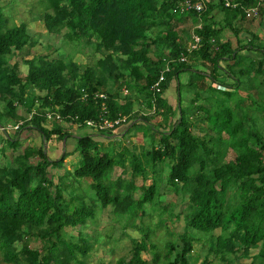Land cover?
I'll use <instances>...</instances> for the list:
<instances>
[{
  "label": "trees",
  "instance_id": "obj_1",
  "mask_svg": "<svg viewBox=\"0 0 264 264\" xmlns=\"http://www.w3.org/2000/svg\"><path fill=\"white\" fill-rule=\"evenodd\" d=\"M178 1L44 0L43 18L50 32L61 33L66 28V41L96 40L97 47L104 49L95 66L85 67L73 58H49L45 54L25 58L37 42L26 22H13L0 4V101L4 104L0 108V127L25 119L16 131L35 130L44 140L40 145L28 144L16 156V165L0 167V264H91L97 234L86 235L80 230L76 236H68L65 228L88 227V220L97 217L96 210L87 203V196L66 191L71 184L65 181V172L57 174V181L54 179L51 168L61 167L69 150L51 158L45 141L53 133L68 141L72 134L63 123L85 126L87 119L98 120L103 102L110 109V118L129 115L128 123L137 114L140 116L141 112L133 114V102L140 96L145 99L146 109L161 114L168 122L164 130L139 127L146 136L149 130H155L157 138L144 157L150 158L152 166L171 160L169 181L182 183L189 204L178 213L180 216L185 212L178 240L169 237L172 239L165 243V253L160 252L150 233H144L132 244L131 256L120 257L117 264H197L199 259L193 255L197 244L208 248L200 264H208L211 255L220 257L224 264H255L260 258L264 261V129L255 126V119L246 124L254 118L250 110L258 104L255 97L260 78L264 77V34L252 32L259 23L256 20H264V0H231L239 4L237 7L226 6L224 0H210L201 14L203 25L195 28L201 46L192 52L177 27L187 17L199 14L174 12ZM258 4L260 16L247 18L244 7ZM216 8L224 14L222 20L215 19ZM238 20L255 23L246 30V42L240 38V46L234 47L230 39L222 37L226 28L239 37ZM244 49L254 54H245ZM182 53L189 59L194 57V62L180 61ZM18 55L28 65L25 80L14 67L16 63L10 65L8 61V56ZM200 64L210 72L195 70L198 76L209 74L214 82L227 88L213 87L223 93V97L216 98L214 108L196 104V97L189 101L188 106L195 105V111H205L197 122L182 105V89L190 83H181L180 74ZM167 66L170 68L165 71ZM164 71L162 91L156 93L153 85ZM219 76L222 81H218ZM174 80L178 101L171 104L164 93ZM110 81L117 86L115 91L108 86ZM31 87L40 92H29ZM83 89L92 94L106 93L107 98L84 99ZM238 94L240 98L235 97ZM223 104L228 105L221 109ZM21 107L26 114L19 112ZM33 110L36 113L27 119ZM47 110L59 113L63 120L54 117L49 121ZM141 117L147 120L149 116ZM82 131L74 137L78 147L73 151L80 154L74 179L89 178L101 208L112 206L113 214L119 217H140V226L145 227L143 206L157 195L155 177L147 187L142 182V192L136 197L139 187L134 176L128 179L120 173L113 180L110 175L115 168L125 169L127 156L132 172L145 174L141 156L128 148L110 155L101 149L96 136ZM4 138L10 140V146L20 141L17 137ZM230 151L235 152L232 159H228ZM154 212L156 209L149 217ZM168 233L175 235L172 228ZM32 240H39L41 247L33 248ZM253 247L259 251L250 262L232 260L235 255L248 256ZM148 250L150 260L142 256Z\"/></svg>",
  "mask_w": 264,
  "mask_h": 264
},
{
  "label": "rangeland",
  "instance_id": "obj_2",
  "mask_svg": "<svg viewBox=\"0 0 264 264\" xmlns=\"http://www.w3.org/2000/svg\"><path fill=\"white\" fill-rule=\"evenodd\" d=\"M44 0H0V4L5 6V12L9 15H11L13 22L19 24L20 22H26L28 25L29 30L32 33V38L34 41L37 42L34 48H32V54L27 55L25 58L30 59L33 58V56H37L40 54L48 55L49 58H73L77 60L83 67L85 66H95L97 64V61L99 58H101L104 54V49L101 50L97 47L96 40H93L91 42H87L85 40L81 42H70L66 41V38L64 37V33L66 32V28L61 33H55L50 32L48 28L45 26L44 22V10L43 8ZM187 20H185L183 23H181L177 29L180 33V35L185 38L187 41V44H189L192 32L194 31V24L192 23H186ZM246 24L249 28L255 23L247 24V21L243 22ZM257 31L258 33L264 34V20L262 22H259L257 25ZM243 40V42H246V40L249 38H243L240 37ZM254 54V52H252ZM194 57L189 59V62H194ZM8 61L10 65H13L16 63V70L21 77L22 80H25L28 73V65L25 64L23 59L18 56H8ZM224 64V63H222ZM195 70H202L205 72H210L209 68L203 66V65H196L192 66L191 69L185 70L180 74V81L183 84L190 83L189 86H185L182 90V105L184 107V110L188 116H192L193 120L200 122L203 115H205V111H195L196 106H188V103L190 100H193L195 97L197 98L198 105H201L203 107H211L214 108L216 98L223 94L222 92L218 91L215 88H218L219 86H223L217 82H214L209 74H207L204 78L201 76H198L195 73ZM261 79V85L258 88V97L255 98L258 101V104H254V108L250 110L251 116H253V119H250L249 121H246L247 126L249 124L253 123L256 127H258L260 130L264 129V110L262 105L264 104V77ZM222 81V78L219 76V80ZM176 84V80H174V83ZM108 86L112 91L116 90V85L113 81L108 82ZM124 86V85H123ZM174 86V85H173ZM203 87V88H199ZM223 89H226L227 87L223 86ZM173 98L172 101L174 104L178 101V93L175 90V87H173ZM220 88V87H219ZM222 89V88H221ZM33 91L35 93L40 92V90L30 88L29 92ZM123 95H126L124 92V87L122 88ZM131 92V91H130ZM129 92V93H130ZM135 92L137 90L135 89ZM128 93V92H127ZM138 95V93H135ZM242 94V93H241ZM244 95V94H243ZM251 97H253V94H250ZM220 97H223L222 95ZM236 98H240L241 95L238 94L235 96ZM243 98V97H242ZM141 99V100H140ZM245 99V98H244ZM233 106L235 104V101H231ZM0 105H4L3 102L0 101ZM228 105V104H226ZM226 105L224 104L221 106V109L226 108ZM260 108H258V106ZM146 103L145 99L141 96L134 100L133 102V108L134 110L137 109V113L141 112L142 108H145ZM214 106V107H213ZM195 107V108H194ZM198 108V106H197ZM216 110V108H215ZM34 111V110H33ZM249 111V110H248ZM213 114H215L213 112ZM154 115V114H152ZM142 116V113H140V117ZM149 116V115H147ZM179 114H177L176 119L178 118ZM155 117H158V114L155 113ZM52 120V119H49ZM192 121V119H191ZM146 124V123H145ZM145 129L148 131V126L151 125H145ZM64 129L67 130L69 133H76L79 134V130L81 127H74L75 124L69 123H63ZM147 126V127H146ZM204 126V125H202ZM154 128V127H153ZM27 128L23 129L21 132H23L22 137L17 134V138L20 139L18 144L16 146H9L10 140H5V142H0V148L2 146H6V155H3L2 149L0 150V161L1 164H5L7 166H14L16 165V156L21 154L23 150L26 148L27 143L30 141L31 145H38L40 141L43 143L41 137H38L37 133H33V130L26 131ZM71 130V131H69ZM2 131V130H0ZM12 130L9 131V134H11ZM25 134H28L29 136H24ZM195 132H200L197 128L194 129ZM5 133L4 131H2ZM11 132V133H10ZM15 132V131H13ZM18 132V131H16ZM83 132V131H82ZM203 132V131H202ZM149 135L146 136V147L148 149H151L154 144L157 143V138L154 137L155 130H149ZM201 133V132H200ZM13 136V135H12ZM31 137V138H29ZM71 138V136H69ZM153 138V140H152ZM25 139V140H24ZM29 139V141L27 140ZM62 140L60 138L56 137V139L49 141L45 144L46 148L52 149L54 146L59 145ZM154 142V143H153ZM153 143V144H152ZM74 145L76 147L77 144L74 142ZM109 146V147H107ZM50 147V148H49ZM106 149L110 155H113L114 147L112 145H107L106 142H104L103 146L101 145V149ZM50 149V150H51ZM61 149L58 153L53 152L55 155H50L51 158H58L63 153ZM77 152L70 149L68 151L69 155L65 159L64 164L61 167H54L51 168V172L54 173L55 177L54 179L57 181V174L61 173L65 174V181L67 183H70L71 186L68 187L66 190L67 192H74L76 195H85L87 203L90 205L91 208H95L96 215L95 218L88 220V227L83 226H67L65 228L66 233L68 236H76L77 233L80 230H83V232L86 235L90 234H97V238L95 239V246L94 249L91 251L92 256L90 257L91 264H98V263H104V264H117V261L120 257L125 256L129 257L131 256L132 252V244L134 245L136 240L141 239V234L144 233H150L152 235V239L156 242L158 249L161 253H165V243L173 237L178 240V232L182 231V227L184 226V218H185V212L178 216V213L182 210H185V208L188 206V195L187 193L183 192L182 189V183L180 182H170L169 181V171L171 168V160L170 159H164L162 161H159L155 165H151L152 161L150 158H144L143 161H141V164L143 166V169L145 168L146 172L144 173H136L132 172V169L130 168V165L128 168L124 169V172L122 173L125 175L126 178H134L138 182V189L136 190V197H138L141 194V184L142 182L146 183L145 187L148 186V184L151 182L149 181L148 174H151L156 179V186H157V195L153 202L145 203L143 206V210L145 211V217L143 219L142 223L145 227L140 226V217L138 218H130L128 219L126 216L119 217L117 215H114L112 212V206H108L106 208H101L102 204L97 199L96 192L91 186V181L89 178H79L77 181L74 179L73 171L74 169L79 165L80 163V154L79 151ZM48 153V152H47ZM144 156V154L142 155ZM235 157V152L230 151L228 154V159H232ZM153 164V163H152ZM153 167V168H152ZM69 170V171H68ZM144 170V171H145ZM116 174L118 172L116 171V168L113 170L112 174L110 175L111 178L114 180L116 178ZM134 176V177H133ZM94 200L92 202L91 200ZM163 201V203H161ZM161 203V204H160ZM166 206V209L164 207ZM156 209V212L152 214V217H149V214ZM138 209H136L137 211ZM136 224V225H135ZM172 228L175 232L174 236H170L168 233V229ZM95 229H97L95 231ZM216 234L219 233V230L215 231ZM94 238V237H93ZM92 238V239H93ZM210 241V240H209ZM262 244V243H261ZM261 244L259 247H261ZM20 245V244H19ZM31 246L33 248H40L41 243L39 240H32ZM194 256H197L199 261L197 264H200L201 261L204 260L205 254L207 253V247L204 246V248L200 247V245H195L194 247ZM259 251V248L253 247L252 253L257 254ZM142 256L150 260L151 259V253L150 251H145L142 253ZM232 259L235 262H249L252 260V255L244 256V257H238L233 256ZM208 264H224V262L221 260L220 257H216L214 255H211L208 259ZM255 264H264V261L262 262V259H258L255 261Z\"/></svg>",
  "mask_w": 264,
  "mask_h": 264
},
{
  "label": "crops",
  "instance_id": "obj_3",
  "mask_svg": "<svg viewBox=\"0 0 264 264\" xmlns=\"http://www.w3.org/2000/svg\"><path fill=\"white\" fill-rule=\"evenodd\" d=\"M213 15H214L215 19H217V20H222V18L224 16V14L221 11H219V9H217V8L215 9ZM187 18L188 19H186V20H187L188 23H192V24L196 25V24H198L200 22V20L202 19V16H200V15L199 16H191V17H187ZM256 21L257 22H262V20H260V19H257ZM237 27H239V32H240V33H237L239 35V37L230 28H226L224 30L223 37H222L224 40L227 39V38L230 39L232 41L234 47L240 46L239 43H238V40H240V37H243V38H247L248 37V34H247L248 31L246 32V30L249 29V27L246 24H243L242 21L238 20L237 21ZM250 28L252 29V27H250ZM257 29H258L257 26H255V29H252V32H257L258 33ZM258 34L260 36L263 35L261 33H258ZM242 52H244L245 54L253 55L252 52H254V51H251V50L249 51L248 49H244V50H242ZM173 85L171 87H169L164 93L165 98L171 104H174V102L172 101V98H173L172 95H173V92H174L173 91V89H174L173 87H175V86H173ZM175 90H176V87H175ZM181 98H182V95H181ZM123 102H124V100H123ZM0 108H2V105H0ZM19 112L21 114H26L25 110H24V107H21L19 109ZM135 112L137 113V109L134 111L133 114H135ZM141 113L143 115H146V116L149 115L148 119L146 120V119L140 117L139 114L136 115L135 119L131 118L132 117L131 116L130 117L131 120H129V122L127 124L119 127L115 132H108V133H103L102 134L101 132L95 131V130H93L91 128H87L85 126H78L77 124H75L74 127H82L79 130V132L83 130V131L89 132L92 135L96 136L97 139L100 140V143H101L102 146H103L104 142H106L107 145H112L114 147V150H113V154L114 155L115 154H119V152L123 151L125 148H128L132 153H134V154H136L138 156H141L142 161H143L145 157L142 156V155L146 152V150L148 148L146 147V141H145V139H146L145 136L146 135L144 134L142 129L140 130L139 127L140 126L141 127L144 126V124L146 123L145 125H147V126L151 125V126L158 127V129L164 130V129L168 128V125H167L168 122H166V119H164L161 114H158V116L160 118L155 117V114H154L153 110L151 111L149 109L142 108ZM152 114H154V115H152ZM26 131H28V130L26 129ZM69 131H71V130H69ZM11 132H10L11 134H5L2 131H0V142H2V141L5 142V138H4L5 136L8 137V138H9V136L16 138V137H18V136H16L17 134H19V136H21V137H22V134H23V132H21V131H18V132L11 131ZM33 133H37L38 137H41V135H39V133L36 132L35 130H33ZM71 134H72L71 138L69 137L68 141L65 142L64 140H62L61 141L62 143L57 145V150H54V149H56V146H54V148H52V149L49 147L51 150L46 148V146H45V150L50 155H55V154H53V152L55 151V153H58L61 149H63L62 151H64L65 149L74 150L75 149L74 142H76L74 140L75 139L74 137H76L77 134L76 133H71ZM53 135H52V137H53ZM24 136H29V135L25 134V131H24ZM52 137L49 140H46L45 144L48 143L49 141H52V140L56 139V137H53V138ZM29 138H31V137H29ZM27 140L29 141V139H27ZM41 143L42 142L40 141V143H38V145H40ZM28 144L31 145V142L29 141L27 143V145ZM107 147H109V146H107ZM1 149H3V151L1 153L3 155H6V151H5L6 146H2L0 148V150ZM129 160H130V158L127 156L126 157V164L127 165H126L125 169L129 167V165H128L129 164ZM4 165L1 164V161H0V167L4 166ZM130 168H131V166H130ZM116 171L118 172V174L123 173L124 172V168H116ZM118 174H116V177L118 176ZM148 176H149L148 177L149 181L151 182V180L153 179V176L151 174H148ZM250 255H252V257L254 255H256V254L252 253V248L249 251V256Z\"/></svg>",
  "mask_w": 264,
  "mask_h": 264
},
{
  "label": "built area",
  "instance_id": "obj_4",
  "mask_svg": "<svg viewBox=\"0 0 264 264\" xmlns=\"http://www.w3.org/2000/svg\"><path fill=\"white\" fill-rule=\"evenodd\" d=\"M210 0H179L177 4L174 6L173 10L174 12H181V13H188V12H197L200 16L203 12H205L208 8V2ZM226 6H232L237 7L239 4L237 2H232L231 0H224ZM244 11L247 18H257L260 16V8L259 4L249 7H244ZM203 25L202 19L198 24L194 26V31L192 32V36L190 39V42L188 44V51L192 52L193 50L198 49L201 46V37L200 35L195 32V28H200ZM180 61H188V55L185 53H182L180 56ZM170 66H167L165 71H168ZM165 71L162 72L159 76V78L154 83V91L156 93H159L162 91V83L165 81ZM220 88H224L223 86H219ZM125 91H127L125 89ZM92 96L93 98H100L105 99L107 98L106 93L103 92H96L94 94L87 92L85 89H83V98L87 99L88 97ZM109 107L106 104V102L102 103L101 112L99 114V119H87L84 122L85 127L91 128L98 132H115L119 127L127 124V121L129 119V115H119L116 118H110L108 116L109 114ZM35 110L32 111L28 116H26L27 119H31L32 116L35 114ZM47 119H53L54 117L63 120V117L54 111L47 110L46 112ZM25 119H20L16 123H10L6 124L4 126L0 127V130L2 131H16L21 128V126L24 124ZM78 125V124H77ZM79 126V125H78ZM54 134V135H53ZM53 137H57L56 133H53ZM56 134V135H55ZM51 135V137H52ZM52 137V138H53Z\"/></svg>",
  "mask_w": 264,
  "mask_h": 264
},
{
  "label": "clouds",
  "instance_id": "obj_5",
  "mask_svg": "<svg viewBox=\"0 0 264 264\" xmlns=\"http://www.w3.org/2000/svg\"><path fill=\"white\" fill-rule=\"evenodd\" d=\"M49 121H51V120H49Z\"/></svg>",
  "mask_w": 264,
  "mask_h": 264
}]
</instances>
